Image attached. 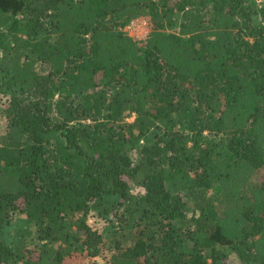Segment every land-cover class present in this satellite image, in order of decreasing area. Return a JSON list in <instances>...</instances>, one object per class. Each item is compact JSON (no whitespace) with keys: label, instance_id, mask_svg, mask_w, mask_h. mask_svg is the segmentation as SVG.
<instances>
[{"label":"trees","instance_id":"obj_1","mask_svg":"<svg viewBox=\"0 0 264 264\" xmlns=\"http://www.w3.org/2000/svg\"><path fill=\"white\" fill-rule=\"evenodd\" d=\"M0 51V264H264V0H0Z\"/></svg>","mask_w":264,"mask_h":264},{"label":"rangeland","instance_id":"obj_2","mask_svg":"<svg viewBox=\"0 0 264 264\" xmlns=\"http://www.w3.org/2000/svg\"><path fill=\"white\" fill-rule=\"evenodd\" d=\"M259 2H262V0H259ZM257 22H260V17L257 18ZM4 26V25H3ZM151 21L148 17L146 18H139L137 20L132 21L126 28H124V31H126L132 38H134L137 41H144L147 36L152 31L151 27ZM0 55H3V52L0 51ZM135 117L133 116L128 121L133 122ZM4 126V125H3ZM134 164H137L139 161V153H134L133 155ZM136 185V184H135ZM168 190L173 192V188L171 186H168ZM133 191L138 195H144V190L141 186H134ZM181 196H183L184 200L190 203H196V200L200 197V194L195 193H181ZM202 197V196H201ZM207 200L210 199V195L205 196ZM192 203V204H193ZM88 223L94 227L95 229H98L99 231H103L106 234V231H109L110 224L107 222L106 219L100 218L97 214V212H93L89 218ZM18 233H23L24 237H17ZM106 238L108 239V234H106ZM4 238L7 240V242H14L16 245H20L23 241L26 243H30L28 245H33L38 240L37 234H36V227L34 226V223L29 222V220L26 218V216L22 213H17L16 217L14 218V221L12 225L7 229L5 228L3 231L0 232V239L4 240ZM33 240L34 243H31ZM218 248L222 249L221 246H218ZM111 252H106L104 255L88 259L86 264H111ZM231 262L235 263L237 260L232 257Z\"/></svg>","mask_w":264,"mask_h":264}]
</instances>
